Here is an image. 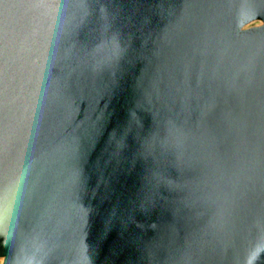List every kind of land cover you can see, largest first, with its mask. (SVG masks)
<instances>
[{
    "label": "water",
    "instance_id": "95a60500",
    "mask_svg": "<svg viewBox=\"0 0 264 264\" xmlns=\"http://www.w3.org/2000/svg\"><path fill=\"white\" fill-rule=\"evenodd\" d=\"M0 264H264V0H0Z\"/></svg>",
    "mask_w": 264,
    "mask_h": 264
}]
</instances>
